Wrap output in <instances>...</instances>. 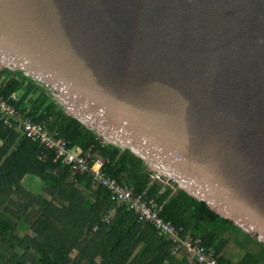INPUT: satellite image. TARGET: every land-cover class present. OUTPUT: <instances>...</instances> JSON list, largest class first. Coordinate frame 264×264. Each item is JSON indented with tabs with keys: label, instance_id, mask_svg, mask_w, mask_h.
Returning <instances> with one entry per match:
<instances>
[{
	"label": "water",
	"instance_id": "1",
	"mask_svg": "<svg viewBox=\"0 0 264 264\" xmlns=\"http://www.w3.org/2000/svg\"><path fill=\"white\" fill-rule=\"evenodd\" d=\"M0 70L264 245V0H0Z\"/></svg>",
	"mask_w": 264,
	"mask_h": 264
},
{
	"label": "trees",
	"instance_id": "2",
	"mask_svg": "<svg viewBox=\"0 0 264 264\" xmlns=\"http://www.w3.org/2000/svg\"><path fill=\"white\" fill-rule=\"evenodd\" d=\"M0 96L24 115L45 123L80 153L104 160V172L134 194H145L162 206L161 217L182 226L219 264H264V245L182 190L151 180L142 159L104 143L78 119L67 116L47 89L22 72L0 70ZM15 96V99H14ZM42 147L21 131L0 122V264H198L138 220L88 173L72 175L54 153L41 158ZM39 190L24 186L27 177ZM177 187V183H173ZM112 214V215H110ZM244 255H227L232 239Z\"/></svg>",
	"mask_w": 264,
	"mask_h": 264
},
{
	"label": "built area",
	"instance_id": "3",
	"mask_svg": "<svg viewBox=\"0 0 264 264\" xmlns=\"http://www.w3.org/2000/svg\"><path fill=\"white\" fill-rule=\"evenodd\" d=\"M0 122L9 128L21 131L27 138L39 143L42 147L41 158L46 153L53 152L55 160L66 164L72 175L83 173L92 175L94 182L107 189L115 201L126 204L130 211L137 214L139 221L151 224L160 235L175 245L176 252L184 251L192 263L219 264L214 250L204 247L199 237H194L184 227L174 226L161 217L162 206L152 199H147L145 194H134L130 188L107 175L104 172V160L95 156L91 150L80 153L71 148L67 141L56 133H49L45 123L36 122L24 115L1 96ZM151 180L172 188L174 192L178 190V185L173 186V183H176L174 178L169 175L153 172Z\"/></svg>",
	"mask_w": 264,
	"mask_h": 264
},
{
	"label": "rangeland",
	"instance_id": "4",
	"mask_svg": "<svg viewBox=\"0 0 264 264\" xmlns=\"http://www.w3.org/2000/svg\"><path fill=\"white\" fill-rule=\"evenodd\" d=\"M23 185L32 188L34 191L39 190L41 187L40 182L37 181L36 178L30 176L26 178ZM244 238H245L244 234H240L238 238L231 240L227 250V255L231 260L238 261L244 255V251L240 249V244H239L244 240Z\"/></svg>",
	"mask_w": 264,
	"mask_h": 264
}]
</instances>
